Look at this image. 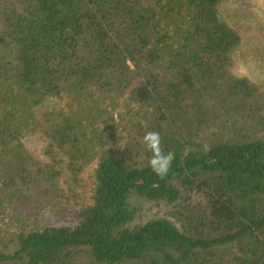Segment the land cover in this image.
Returning <instances> with one entry per match:
<instances>
[{
  "label": "trees",
  "instance_id": "obj_1",
  "mask_svg": "<svg viewBox=\"0 0 264 264\" xmlns=\"http://www.w3.org/2000/svg\"><path fill=\"white\" fill-rule=\"evenodd\" d=\"M222 2L0 0V264H264V92Z\"/></svg>",
  "mask_w": 264,
  "mask_h": 264
},
{
  "label": "rangeland",
  "instance_id": "obj_2",
  "mask_svg": "<svg viewBox=\"0 0 264 264\" xmlns=\"http://www.w3.org/2000/svg\"><path fill=\"white\" fill-rule=\"evenodd\" d=\"M219 9L223 22L234 28L242 27V41L233 51V74L249 78L264 92V0H223ZM33 149L38 155L41 154L38 138L33 141ZM95 165L91 163L86 166L81 174L77 189L81 195H85L82 201H87L89 197ZM135 204L143 210L150 208L152 214L156 213L154 207L145 204L141 206L139 201ZM146 210L143 215H147ZM8 221V218L0 217V225Z\"/></svg>",
  "mask_w": 264,
  "mask_h": 264
},
{
  "label": "clouds",
  "instance_id": "obj_3",
  "mask_svg": "<svg viewBox=\"0 0 264 264\" xmlns=\"http://www.w3.org/2000/svg\"><path fill=\"white\" fill-rule=\"evenodd\" d=\"M143 144L148 152L151 153L149 167L161 178L168 175L172 163L175 159V153L165 152L161 147V136L158 132L148 131L143 136Z\"/></svg>",
  "mask_w": 264,
  "mask_h": 264
}]
</instances>
